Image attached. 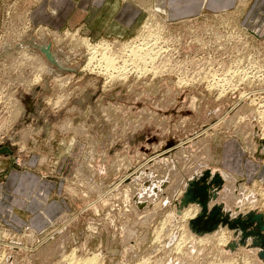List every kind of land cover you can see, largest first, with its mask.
I'll return each instance as SVG.
<instances>
[{
    "label": "rangeland",
    "instance_id": "rangeland-1",
    "mask_svg": "<svg viewBox=\"0 0 264 264\" xmlns=\"http://www.w3.org/2000/svg\"><path fill=\"white\" fill-rule=\"evenodd\" d=\"M73 2L0 0V173L35 170L48 190L40 210L59 213L0 224V264H264L260 234H198L183 216L200 208L185 192L222 138L239 133L264 159L255 97L190 79V62L205 64L203 41L217 40L205 31L213 16L171 22L152 11L115 32L105 18L69 16ZM225 67L222 91L236 84ZM227 182L215 204L264 213L262 184Z\"/></svg>",
    "mask_w": 264,
    "mask_h": 264
},
{
    "label": "crops",
    "instance_id": "crops-1",
    "mask_svg": "<svg viewBox=\"0 0 264 264\" xmlns=\"http://www.w3.org/2000/svg\"><path fill=\"white\" fill-rule=\"evenodd\" d=\"M68 15L105 18L101 27L106 31L132 32L138 23L152 11L164 15L171 22L192 19L199 15H218L252 31L264 42V0H73ZM55 5V2L52 3ZM65 7V6H64ZM57 7L59 12L64 9ZM65 15V14H64ZM263 142V141H262ZM257 144L237 136L222 138L215 147L214 165H208L212 173H220L224 184L233 183L246 189L256 188L258 184L264 186V159L258 158ZM264 148V144L262 145ZM259 149V148H258ZM210 152H213L210 146ZM213 166L217 168H213ZM0 172H2L0 162ZM5 178L0 180V224L21 225L28 223L43 224L49 218L58 214L40 210L43 205L48 206V190L45 179L35 170L9 169L0 173ZM223 184V187H224ZM223 189V188H222ZM221 189V190H222ZM221 190L218 194H221ZM220 192V193H219ZM218 199V197H217ZM216 199V201H217ZM216 201H211L210 206ZM220 202V201H219ZM225 203V202H224ZM224 212L232 217L246 213L239 210L240 206L225 205ZM234 207V208H233ZM30 211L35 214L31 220L25 217ZM39 217V218H37ZM39 219V220H38Z\"/></svg>",
    "mask_w": 264,
    "mask_h": 264
},
{
    "label": "built area",
    "instance_id": "built-area-1",
    "mask_svg": "<svg viewBox=\"0 0 264 264\" xmlns=\"http://www.w3.org/2000/svg\"><path fill=\"white\" fill-rule=\"evenodd\" d=\"M210 19H214V23H209ZM210 30H216L217 40L203 41L201 48L205 49V64H201L203 60L200 63L190 62L192 64L190 69L193 71L190 79L205 80L209 91L217 88L218 95H225L230 87L232 91L238 89L242 96H254L256 102L262 105L260 109H264V42H260L252 31L231 21L225 22L218 15L205 19V31ZM244 36L247 40H244ZM215 53L220 55L217 56ZM228 65H232L236 71L234 75L236 84L235 87L228 85L222 91L215 83L224 81L226 76L224 70ZM202 76L205 78L201 79ZM227 76L231 77V74ZM210 83L214 86L210 87ZM244 83H248L245 89L237 88Z\"/></svg>",
    "mask_w": 264,
    "mask_h": 264
},
{
    "label": "water",
    "instance_id": "water-1",
    "mask_svg": "<svg viewBox=\"0 0 264 264\" xmlns=\"http://www.w3.org/2000/svg\"><path fill=\"white\" fill-rule=\"evenodd\" d=\"M1 148V147H0ZM4 150H8L10 153L12 150L9 147H3ZM211 178V179H210ZM224 182L221 174H217L211 177V171L207 169L203 175L197 179L189 189L186 190L185 204L197 203L202 206V211L196 218L192 219L191 225L194 230H214L220 222L228 224L231 229H244L249 228L254 223H257L258 234L264 232V213H251L247 217H237L230 219L229 216L222 213V209L219 205H215L211 209L209 208V199L211 189L214 185L219 186ZM264 234V233H263ZM264 239V238H263ZM264 242V241H263Z\"/></svg>",
    "mask_w": 264,
    "mask_h": 264
},
{
    "label": "bare ground",
    "instance_id": "bare-ground-1",
    "mask_svg": "<svg viewBox=\"0 0 264 264\" xmlns=\"http://www.w3.org/2000/svg\"><path fill=\"white\" fill-rule=\"evenodd\" d=\"M222 18V17H221ZM135 46V45H134ZM133 46V47H134ZM98 47H99V45L97 44V45H95V46H92L91 48H95L93 51L95 52L96 51V49H98ZM105 47H106V45H105ZM128 47H130V46H128ZM138 48H140V50H141V48H142V46L141 47H138ZM46 50V49H45ZM111 50V49H110ZM132 50V49H131ZM104 51V50H103ZM151 53H153L152 51H151ZM144 54V53H143ZM111 55V54H110ZM103 56H105V55H103ZM109 56V55H108ZM144 56V55H143ZM95 57H96V55H95ZM97 58V57H96ZM120 59V58H119ZM140 59V58H139ZM141 59H144V57L143 58H141ZM91 60V59H90ZM105 60V59H104ZM136 60V59H135ZM138 60V59H137ZM107 61V60H106ZM137 63H139V62H136V65H138ZM106 64V63H105ZM107 64H110L111 65V62H108L107 61ZM109 65V66H110ZM140 65V64H139ZM104 66H106V65H104ZM113 66V65H112ZM105 69V68H104ZM235 70H233L232 71V75L234 74L235 75ZM111 74V73H110ZM192 81V80H191ZM227 81V80H226ZM225 82V81H224ZM220 83V82H219ZM222 83V82H221ZM227 83V82H226ZM229 83V82H228ZM233 85V84H232ZM221 86V85H220ZM222 88V87H221ZM259 105V104H258ZM261 106V105H260ZM259 115V114H258ZM262 121V120H261ZM260 121V122H261ZM262 123V122H261ZM207 170V169H206ZM206 170H204V172L206 171ZM210 170V169H209ZM211 171V170H210ZM203 172V173H204ZM203 173L200 175V176H197L195 179H192L191 181H189V183H188V186H187V189H189V187H191V185L197 180V179H199L202 175H203ZM218 173H212V171H211V177L213 178V176H215V175H217ZM220 174V173H219ZM211 179V178H210ZM224 180V179H223ZM163 185L162 186H164L165 185V183H162ZM223 184H224V182L221 184V185H219V186H216V185H214L213 187H212V189H211V194H210V201H209V208L211 209L212 207H214L215 205H219L220 207H221V209H222V213L223 214H226L227 216H229V218L230 219H235V218H237V217H243V218H245V217H247L249 214H251V213H261V212H257V211H251L250 210V212H248V213H246V214H238L236 217H232L231 216V214L229 213V212H224L223 210V206L221 205V204H215V205H213V206H210V203H211V201L213 200V201H216V199H217V197H218V191L219 190H221L222 189V187H223ZM158 189L157 188H155L154 189V191H157ZM137 202L139 203V202H143V201H140L138 198H137ZM199 205V204H198ZM188 206V205H187ZM201 211H202V206L200 205V208H197V206L194 208V210L193 209H188V210H186L185 211V213H184V217H190V218H192V219H194V218H196V216L197 215H199L200 213H201ZM188 219V218H187ZM192 219L190 220V223H192L193 221H192ZM264 222V221H263ZM220 225H222L223 227H228L230 230H232V231H234L235 232V234H238L239 233V231H241L242 232V239H241V242L243 243L244 242V240L248 237V236H250L251 234L253 235V234H255V235H259L258 234V230L256 231V229L254 230V229H249V228H244V229H241V228H238V229H231L230 227H229V225L228 224H223V223H219L217 226H215V228H214V230H209V231H205V230H198V231H196L198 234H208V233H212V232H214ZM184 228V227H183ZM258 229V228H257ZM185 233H186V230L184 231ZM186 235V234H185ZM238 236V235H237ZM260 239H263L264 238V235H263V233L262 234H260V236H258ZM181 238H183V237H181ZM220 238V237H219ZM183 240V239H182ZM186 241V240H185ZM262 241H264V239L262 240ZM262 241H261V243H262ZM180 242V241H179ZM223 242V241H222ZM256 244L258 243V242H255ZM176 244H178V243H176ZM183 244H185V243H183ZM180 245V244H179ZM181 245H182V243H181ZM180 245V246H181ZM179 247V246H178ZM177 248V247H176ZM92 262H94V261H92V260H90L89 262H87V263H92ZM87 263H85V264H87Z\"/></svg>",
    "mask_w": 264,
    "mask_h": 264
}]
</instances>
